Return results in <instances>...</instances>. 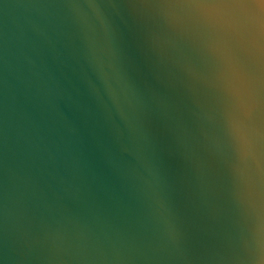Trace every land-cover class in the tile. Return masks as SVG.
<instances>
[{"label": "water", "instance_id": "water-1", "mask_svg": "<svg viewBox=\"0 0 264 264\" xmlns=\"http://www.w3.org/2000/svg\"><path fill=\"white\" fill-rule=\"evenodd\" d=\"M0 264H264V0H0Z\"/></svg>", "mask_w": 264, "mask_h": 264}]
</instances>
